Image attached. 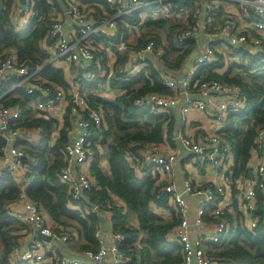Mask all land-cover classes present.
I'll use <instances>...</instances> for the list:
<instances>
[{
	"label": "built area",
	"instance_id": "1",
	"mask_svg": "<svg viewBox=\"0 0 264 264\" xmlns=\"http://www.w3.org/2000/svg\"><path fill=\"white\" fill-rule=\"evenodd\" d=\"M55 1L58 0H47V3L53 7ZM83 2L106 7L115 14L101 17L99 23L95 24L96 19L91 18V13L84 7ZM177 2H183L185 5L178 8ZM226 5L235 6L238 13L223 12ZM22 6L13 8L11 24L16 32L26 31L36 14L35 0H24ZM146 9H150L149 14L145 12ZM135 12H138L142 19L149 15L153 20L182 24L184 28L180 29L177 37L180 43L195 41L200 35L206 38V46L193 58L191 65L180 77L167 74L163 61L164 51L152 41L140 49L132 50V54L128 56L130 63L144 66L151 64L161 85L172 93L170 96L149 93L137 98L133 105L150 113H169L179 106L182 129H186V125L190 123L188 115L191 112L204 115L209 121V127L204 128L203 135H183L180 128L178 139L190 153V162L198 169L207 168L215 174L218 173L223 179L222 183L199 186L187 177L182 181V189L179 190L167 177L172 171L174 154L168 155L150 148L142 155L128 153L126 157L136 176L139 179H155L160 193L168 197L167 205L174 207L178 224L173 229L172 236L181 247V264H222L220 260L206 254V246L219 244L230 234L227 215H230L232 201L227 197L232 196L229 177L232 174L233 157L229 144L221 136V131L227 117L239 114L246 108L247 98L238 85L205 80L199 72L215 64L218 60L217 54L223 52V49L229 52L230 57L243 59L238 63L245 65L251 57L264 65V0H65L64 16L73 23L76 32L65 33L61 18L52 16L45 42L49 41L53 45L54 55L46 65L69 68L75 63L92 62L96 56V48H99L95 40L102 37L107 40L114 38L119 33V19ZM190 13L192 20L189 22ZM217 17L220 18L221 24L213 28L212 24ZM129 28L132 27L127 26V29ZM122 38L124 39L123 34L120 35L119 51L128 49L126 41ZM90 42L93 44L92 48L89 46ZM233 51L236 53L233 54ZM40 70L41 67L31 70L24 63H20L13 52L1 56L0 100L19 88H23L27 95L37 94L38 99L31 103L30 107L35 117L43 120H56L52 116L54 109L65 107L63 111L75 121L76 133L70 132L69 141L63 148L65 165L59 175V181L67 187L72 201H77L84 192H90L94 185L89 173L95 155L92 140L96 139L97 132L105 128V123L102 113L89 106L78 83H70L66 89L56 86L45 88L35 83L39 79ZM120 73L130 77L133 70L124 71L120 67ZM109 93V90H106L103 96L108 97ZM22 114L19 106L0 107V133L6 140V145L0 149V174H9L20 186V196L16 202L21 203L22 207L19 218L31 225L36 232L50 237L51 240L65 243L69 237L53 232L47 225L48 218L42 208L31 202L24 193L29 184L26 178L29 167L23 164L25 154L18 144L38 141L39 132H22L20 129L9 131L10 124L16 123ZM94 146L99 148L97 142ZM251 153L258 155L257 161L253 166L248 164L246 174L235 182L237 206L243 215V225L249 231L253 230L259 221L260 215L257 212L264 216L263 131L257 133ZM160 174L166 177L161 178ZM242 179H246L244 187L238 188ZM185 195L199 196L192 219ZM100 207L101 205L91 206L87 212L97 214ZM94 236L98 242V250L83 252L85 260L61 257L55 259L54 264H100L104 259H109V264L132 263L129 256L119 251V246L124 241L122 235L110 231V245H107L99 226ZM47 246L48 242L33 239L20 254H14L17 250L15 249L12 257L17 256L14 260L12 258V264L46 263ZM135 264H140L139 260Z\"/></svg>",
	"mask_w": 264,
	"mask_h": 264
},
{
	"label": "trees",
	"instance_id": "2",
	"mask_svg": "<svg viewBox=\"0 0 264 264\" xmlns=\"http://www.w3.org/2000/svg\"><path fill=\"white\" fill-rule=\"evenodd\" d=\"M35 1L36 14L30 27L24 32H16L11 24V17L17 1L0 0V57L13 52L16 59L31 70L41 67L39 79L35 82L37 85L66 89L64 69L46 65L50 58L42 49L52 11L58 2L55 1L54 6L50 7L47 0ZM176 5L179 8L185 4L177 2ZM105 10L109 16L115 14L106 7ZM149 11L150 9L145 10L147 14ZM188 20H192L191 13ZM117 26L119 33L114 38L107 40L102 37L95 41L103 43L105 48L110 47V44L119 45L121 34L127 39V26H138L142 28V32L136 44L131 45L124 40L128 51L140 49L152 41L156 47L163 49V61L168 72L180 71L185 63L190 66L193 61L191 57L198 42L178 41L179 31L184 28L182 24L153 20L149 15L142 19L139 13L135 12L119 19ZM95 55V59L86 66L82 63L71 65V69L75 66L78 70L79 75L74 81L77 80L80 85L82 95L92 109L102 113L105 123V128L97 132L96 139L92 140L95 155L89 173L94 185L90 192H84L77 201H72L67 187L59 181V175L65 165L63 148L69 141L75 121L65 114L59 127L56 120L35 117L30 104L38 99V95H27L23 88L0 100V107L19 106L23 112L16 123L10 124L9 131L20 129L22 132H39L38 141L18 144L25 154L23 164L29 167L26 175L29 184L24 193L31 202L39 205L46 217L55 224L53 232L69 237L63 244L75 245L77 254L98 250L94 232L100 226L105 212H109L112 233L124 237L119 251L130 257V264H135L137 260L140 264H181V247L172 236L173 229L178 224L174 207L167 205L168 197L160 193L155 179H139L136 176L126 157L128 153L137 154L143 147L159 146L165 140L170 142L174 138L177 118L172 111L150 113L133 105L137 98L149 93L161 96H170L172 93L161 85L151 64L144 67L142 75L133 78L120 73V69L112 74L111 79L99 78L100 73L107 68L106 54L104 50L96 48ZM217 59L215 64L201 70L199 74L205 80L238 85L246 95L247 104L241 113L226 118L224 129L221 131V136L229 144L233 157L232 174L229 178L232 191L231 208L234 213L227 215L230 225L227 239L219 244L206 246V254L220 260L222 264H264V216L257 212L260 215L259 221L256 227L249 231L243 225V215L234 199L237 193L235 182L246 174L257 133L264 132V65L249 57L245 66L236 64L241 72L231 75L228 71L220 75L213 71L223 67L219 54ZM125 61L126 57H122L118 64H124ZM86 74L91 76L84 77ZM106 90H110L108 97L103 96ZM54 132L58 133L56 139L53 137ZM95 142L98 143V149L94 146ZM5 145L6 140L0 133V149ZM102 160L106 161V170L101 167ZM19 187L9 174H0V264H12V255L19 247V233L29 232L28 225L10 213L11 205H16L19 200ZM113 197L122 201L126 211L135 216L137 227L128 225L127 216L123 214L122 208L112 201ZM152 204L169 207L170 216L160 217L151 208ZM94 205H101L99 212H87Z\"/></svg>",
	"mask_w": 264,
	"mask_h": 264
},
{
	"label": "crops",
	"instance_id": "3",
	"mask_svg": "<svg viewBox=\"0 0 264 264\" xmlns=\"http://www.w3.org/2000/svg\"><path fill=\"white\" fill-rule=\"evenodd\" d=\"M17 2H15V7L16 5H19L21 8L22 4H21V0H16ZM58 5L56 6V8L53 9L52 11V16L56 17L59 16L62 20L63 23V29L65 31V33L68 34H73L76 32V29L74 28L73 23L64 16V10H65V0H58ZM84 7L89 11V13H91V18L92 19H96L95 20V24H98L100 21L101 17H107L108 16V12L105 10L104 7L102 6H93L92 3L89 2H83ZM14 7V8H15ZM189 11V10H188ZM223 12H226L228 14H237V8L233 5H226L225 6V10ZM216 20H220L219 17L214 19ZM214 21V22H215ZM221 22V20H220ZM214 24H212L213 26ZM136 27H132L128 29V33L126 34V38L127 39H123L126 40L127 42L129 41V38L131 37L129 34H131V32L133 31V29H135ZM138 28V27H137ZM139 29V28H138ZM106 32H108L106 30ZM134 32V31H133ZM109 33V32H108ZM138 34V33H137ZM124 36V35H123ZM130 36V37H129ZM125 37V36H124ZM139 37V36H138ZM137 37V39H138ZM137 39H134V42H131L134 44H136ZM195 42H198V46L196 47V50H194L193 55H192V59L198 55L201 50L206 46V38L203 35H200L198 37L197 40H195ZM129 44V43H128ZM112 47H114V49H112ZM48 50H45V49ZM42 49L49 55L50 60L53 58L54 55V50H53V45H51L50 42H43L42 44ZM108 53L106 54V61H107V68L100 73L99 78H106V79H111V77L114 75V73L121 68L124 69V71L128 70V69H132L133 73L132 76H130L129 78H133L136 76H140L142 75V70L144 69V65H133L132 63H130L128 56H129V51L128 50H123V51H119L118 50V45H112L110 44V47H108ZM236 52L233 51V54H235ZM223 60V67L221 68H216L213 71L217 74L223 75L226 74L228 71L229 73L235 74L238 72H241L240 69L237 68V65H241V66H245L242 63H238L239 60H243L240 57H230L228 60L225 58V56L223 55V52L221 51V53L219 54ZM122 57H126V61L124 64H118V61L121 59ZM219 58V57H218ZM191 59V60H192ZM189 62V61H188ZM227 62H230L229 64H227ZM78 64V63H77ZM185 63L182 67V69L180 71L177 70H172L170 72H167L168 75L173 76V77H180L184 71L189 67V65ZM190 64V62H189ZM237 64V65H236ZM83 66H86V63L82 62ZM62 67V65H61ZM65 70V74H66V84H70V83H77V80L74 81L77 76L79 75L77 68L74 66V69L67 68V67H63ZM81 68V67H80ZM144 72V71H143ZM113 74V75H112ZM124 74V73H123ZM75 75V76H74ZM126 77H128L126 74H124ZM74 76V77H72ZM91 75H84V77H90ZM114 92V91H111ZM183 104V100H180V105ZM64 105V103H62V106ZM173 114L176 115L177 118V127L174 131V138L170 140V142H168L167 140H165L162 144H160L157 147H153V146H146L143 149L139 150L138 153L144 154L148 149L150 148H154L156 150H164V154H174L175 156V160L173 162V167H172V171L171 173H169L167 175V177L173 181L176 184L177 189L181 190L182 186L181 183L182 181H184V179L190 178L191 181L195 184V185H204L207 183H212V184H220L222 183V177L217 173H213L210 169L204 168V169H198L194 166V164L192 162H190V153L182 146L181 142L178 139V132L179 129L181 128V115L179 112L178 108H175L172 110ZM188 119L190 121L189 124H187V128L186 129H182L181 128V133L183 135H195V136H201L204 134V128H208L209 127V121L206 119V117L200 113H196V112H191L188 115ZM63 119L61 121H58V125L59 127L61 126ZM75 126L73 128V133H76L75 131ZM32 135H34V133H31ZM73 135V134H72ZM58 136V133L54 132L53 137L54 139H56ZM146 148V149H145ZM144 150V151H142ZM142 151V152H141ZM251 158L249 161V165L253 166V164L257 161V157L258 155H253V153L250 154ZM231 163H233V159L231 161ZM101 167L103 170L107 169V164L106 161L102 160L101 162ZM160 176H162L161 178H165L166 176L160 174ZM245 180L246 179H242L241 184L238 186V188H242L244 187L245 184ZM229 200L232 201V196L227 197ZM185 199L189 202L190 205V219H192L193 217V213L195 210V206H196V200L199 199V196H190V195H185ZM235 201L236 198L234 197ZM115 205L117 207L122 208L123 210V214L127 216V220H128V225L131 227H137V220L135 218V216L129 214L126 211L125 205L122 201H120L119 199H117L116 197H113L112 200ZM151 208L154 210V212L159 215L160 217L163 218H168L170 216V209L169 207L164 208L163 206H158L156 204H152ZM10 210L16 215V216H20L22 214V207H21V203H18L16 205H11ZM230 214H233V210L231 209ZM102 222L100 223V227L102 230V236L104 238V242L107 245H110V239H109V235H110V231H111V214L108 212L104 214V216L102 217ZM28 225V229L29 232H20V239L18 241V248L16 250V252L14 254H20L23 249L25 247H27V245H29V243L34 239V236L36 234V231L33 229V227L29 224ZM47 225L53 229L55 227V224L47 219ZM46 252L48 255H50V257L46 258V263L48 264H53L52 261H54L55 259L58 258H68V259H72V260H85L83 257V252L81 254H77L75 251L76 250H72L70 251L67 247V245L61 243L60 241L57 240H51L48 243V246L45 248ZM17 254V255H18ZM16 255V256H17ZM15 256V257H16ZM14 257V258H15ZM13 258V257H12ZM13 258V260H14ZM100 264H109V259H104L102 263Z\"/></svg>",
	"mask_w": 264,
	"mask_h": 264
},
{
	"label": "rangeland",
	"instance_id": "4",
	"mask_svg": "<svg viewBox=\"0 0 264 264\" xmlns=\"http://www.w3.org/2000/svg\"><path fill=\"white\" fill-rule=\"evenodd\" d=\"M213 28H215V27H217L218 25H220L221 24V22H220V20H216L215 22H213ZM134 31V32H133ZM133 31L131 32V34H129L130 36V38H129V41L127 42V43H129V44H131V45H133V43H131V42H134V39H137V37L139 36V35H141V32H142V28H135V29H133ZM138 33V34H137ZM97 44H98V47H99V49H101V50H104V52L106 53L107 52V54H109L108 53V48H106V49H104V46H102V44L101 43H98L97 42ZM92 43L90 42L89 43V46L92 48ZM128 50V49H127ZM132 51V50H131ZM131 51H129V57H130V55L132 54V53H130ZM223 55L225 56V58L228 60V58H229V52L227 51V50H225V49H223ZM229 61V60H228ZM230 62H227V64H229ZM75 76V75H74ZM74 76H72V77H74ZM109 92H110V90H109ZM179 107V106H178ZM178 107H176V108H178ZM63 110H65V107L63 106V107H60V108H57V109H54V111L52 112V116L56 119V121H61L62 119H63V117H64V115L65 114H67V113H65V111H63ZM65 113V114H64ZM56 133V132H55ZM164 152V150H161L160 151V153H163ZM70 243H72V241L70 242ZM68 247V249L70 250V251H72V250H75V245H68L67 246ZM46 255H48L47 253H46Z\"/></svg>",
	"mask_w": 264,
	"mask_h": 264
},
{
	"label": "water",
	"instance_id": "5",
	"mask_svg": "<svg viewBox=\"0 0 264 264\" xmlns=\"http://www.w3.org/2000/svg\"><path fill=\"white\" fill-rule=\"evenodd\" d=\"M21 4L23 5L24 4V0H21ZM23 6H21L22 8ZM34 239H37V240H41V241H45V242H50L51 241V238L50 237H47V236H44L38 232H36L35 236H34Z\"/></svg>",
	"mask_w": 264,
	"mask_h": 264
}]
</instances>
